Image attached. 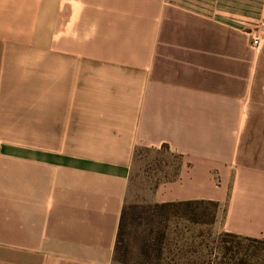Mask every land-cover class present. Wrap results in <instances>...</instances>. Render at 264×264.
<instances>
[{
    "label": "crops",
    "instance_id": "0c3cea01",
    "mask_svg": "<svg viewBox=\"0 0 264 264\" xmlns=\"http://www.w3.org/2000/svg\"><path fill=\"white\" fill-rule=\"evenodd\" d=\"M227 9L0 0V264H116L135 155L164 146L153 203H218L219 232L264 241V52Z\"/></svg>",
    "mask_w": 264,
    "mask_h": 264
},
{
    "label": "rangeland",
    "instance_id": "374dc122",
    "mask_svg": "<svg viewBox=\"0 0 264 264\" xmlns=\"http://www.w3.org/2000/svg\"><path fill=\"white\" fill-rule=\"evenodd\" d=\"M188 3V0H176ZM198 1V0H195ZM228 9L222 18L237 28L249 39V46L257 56L264 52V0H227ZM261 41V46H253V38ZM261 59V58H260ZM261 67H264L262 60ZM180 159L167 149H140L135 155L131 179L127 193V205L136 207L127 217L125 244L129 249V264L144 261L143 251L150 250L154 264H216L221 257L222 241L231 240L226 233L219 232L215 223H199L191 217L170 214L169 216L148 217L144 212L154 206L153 198L162 184L174 180ZM208 212L213 208L206 206ZM206 209V208H202ZM219 211V209H218ZM218 214V212H217ZM165 232L162 258L156 259L153 251L159 240V233ZM243 245L250 242L242 241Z\"/></svg>",
    "mask_w": 264,
    "mask_h": 264
},
{
    "label": "trees",
    "instance_id": "16d2710c",
    "mask_svg": "<svg viewBox=\"0 0 264 264\" xmlns=\"http://www.w3.org/2000/svg\"><path fill=\"white\" fill-rule=\"evenodd\" d=\"M162 149L169 150L167 146H164ZM177 157L181 161V157L178 155ZM206 206L213 208V211L209 213ZM202 208L206 209L202 210ZM218 209L219 204L215 202L192 201L155 204L154 206L147 207L144 212L149 215L148 217H154L155 215L169 216L172 214L188 218L191 217L189 219H195L199 223L209 224L216 221ZM135 210L136 207L128 206L127 204L123 209L115 247L114 260L116 264H129L127 261L129 249L126 247L124 237L127 217ZM165 237V232L159 233V240L153 250L157 254L156 259L158 261L162 258V245ZM226 237L231 238V240L222 241L221 257L215 261L216 264H264V241L244 238L233 234H226ZM242 241L250 242V244L243 245ZM143 256L145 259L140 264H154V258L150 250L145 249Z\"/></svg>",
    "mask_w": 264,
    "mask_h": 264
},
{
    "label": "built area",
    "instance_id": "2783aa9c",
    "mask_svg": "<svg viewBox=\"0 0 264 264\" xmlns=\"http://www.w3.org/2000/svg\"><path fill=\"white\" fill-rule=\"evenodd\" d=\"M253 46L254 47H260L261 46V41H260V39H258V38H253Z\"/></svg>",
    "mask_w": 264,
    "mask_h": 264
}]
</instances>
